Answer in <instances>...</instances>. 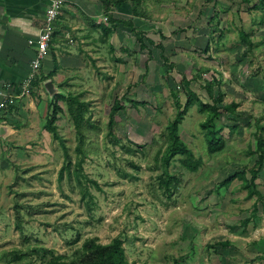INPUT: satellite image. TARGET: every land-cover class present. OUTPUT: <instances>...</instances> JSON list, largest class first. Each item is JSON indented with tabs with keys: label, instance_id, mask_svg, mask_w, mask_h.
<instances>
[{
	"label": "rangeland",
	"instance_id": "obj_1",
	"mask_svg": "<svg viewBox=\"0 0 264 264\" xmlns=\"http://www.w3.org/2000/svg\"><path fill=\"white\" fill-rule=\"evenodd\" d=\"M257 2H140L145 15L136 21V30L146 39L147 49H141L129 27L121 26L119 39L111 41L115 50L108 41L105 51H99L105 59L95 61L92 74L84 73L73 90L65 88L66 94H83L90 103L87 117L96 126L85 128L82 155L83 174L97 184L81 178L93 196L91 206L82 200L83 188L74 173L66 171L59 179L60 170L69 164L67 153L73 165L80 156L76 129L65 113L57 124L65 147L47 132L28 144L33 148H26L27 154L14 157L25 169H16L11 186L4 189L12 198L3 195L0 200V264L11 259L12 252L30 253L40 247L72 258L87 239L109 244L116 237L123 239L129 261L136 264H173L176 259L182 264H248L255 254L250 244L261 237L262 221H256L254 234L243 222L257 197H247L240 178L229 187L222 183L255 165L250 152L256 149V129L249 124L256 119L264 124V11H249ZM114 13L125 15L118 9ZM104 17L99 23L109 26ZM241 29L250 33L252 50L241 42ZM148 39L165 47L171 67L164 65L161 50ZM208 44L210 51L204 53ZM213 78L221 82L224 102L239 104V129L230 133L225 128L227 148L211 155L200 126L205 115L193 107L181 126V137L203 166L192 173L175 157L168 171L179 174L182 182L169 193L159 186L164 169L157 154L165 150L166 126L176 115L173 93L184 105L187 80L207 102L205 84ZM130 99L137 103L131 104ZM115 100L125 110L116 115L117 125L110 130ZM222 123L234 126L224 117ZM259 178L262 190L264 171ZM224 241L232 247L208 248ZM44 263L40 256L31 255L12 264Z\"/></svg>",
	"mask_w": 264,
	"mask_h": 264
},
{
	"label": "trees",
	"instance_id": "obj_2",
	"mask_svg": "<svg viewBox=\"0 0 264 264\" xmlns=\"http://www.w3.org/2000/svg\"><path fill=\"white\" fill-rule=\"evenodd\" d=\"M101 3L104 15L107 17V22L109 26L104 23L95 24L96 29H100L103 37H105V43L108 39L112 37L121 26L129 27L132 32L136 34L139 39L141 49H147L145 45V38L143 34L137 32L136 21H140V17L143 14L140 10V2L142 0H98ZM245 2H250V0H244ZM257 4L252 6L249 11L260 10L264 11V0H257ZM123 10L125 14H131V19L124 20L118 19L114 16L115 10ZM240 40L245 44L249 50L253 49V42L251 40V35L245 30H240ZM149 44L155 46L156 44L152 40H147ZM210 43V42H209ZM157 48L161 50V56L164 59V65L171 67L169 60L165 57V47L161 44L156 45ZM111 50L114 51V46L111 44ZM210 44L207 45L204 53H209ZM151 52V50H149ZM118 62H123V60H118ZM206 72L209 70H205ZM217 73V71H215ZM54 73L50 77H53ZM202 75L198 79H201ZM47 80V78H43ZM43 80V81H44ZM65 82L60 85V88H65L68 84ZM190 81L184 80L187 100L184 105H182L177 93H173L174 103L176 107V115L171 119L166 126L165 133V150L164 152L159 151L157 158H161L163 162V174L164 178L159 180V186L165 189L167 192H171V189H177L181 184L182 180L179 174L170 173L168 167L172 166V160L175 157H179V164L189 172H198L203 166V160L197 158L193 150L184 142L181 137V126L184 123L189 111L196 107L197 111L205 115V120L200 124L203 132L204 138L207 144V151L211 155H217L222 153L227 148V141L223 136V131L225 128L230 129V133H233L239 129L240 114L237 112L239 104L236 102L225 103L224 93L221 89V82L217 78H213L212 81H207L205 84V90L207 92L209 101L203 100L196 92L191 90ZM65 90V89H64ZM69 91V90H68ZM66 92V91H65ZM131 104H136V100H129ZM64 104L66 110L60 105ZM52 113L48 116L45 130L50 133L54 139H57L63 143V138L59 134L58 122L61 120L63 114H68L77 132L78 146L76 151L80 156L76 161L75 165L71 160L70 155H66L69 164L63 167L59 172V179L62 180L66 171L74 173L77 177L79 185L82 189V200L87 201V205L90 207L93 202V196L91 195L88 187L84 186L81 182V178H86L87 182H92L87 179L83 174V163H84V143L86 141L85 128L92 130L96 126L91 121V118L87 117L90 110V103L83 100V94L74 93H60L56 96L55 101L51 104ZM125 110V106L119 100H115L110 113L109 128L112 130L116 125V115ZM223 117L228 121L234 123V126H226L222 123ZM252 120V119H251ZM250 126L255 125L256 131L253 132V138L256 141V149L251 150V156H254L256 163L252 168L242 170L241 172L235 173L233 176L227 178L222 183L223 186L229 187L231 183L236 179H242L244 183V189L247 190V197L253 199L257 197L254 205L252 206L251 212L255 216L258 215L260 208L264 206V189L260 188L257 181L260 179L259 176L262 171H264V124L262 120H255V123L250 121ZM112 135V133H110ZM120 143V141H116ZM65 147V145H64ZM131 152V149H128ZM133 165V164H132ZM250 174V178L247 175ZM95 183L96 182H92ZM97 185V184H96ZM16 220L21 221L19 215L16 216ZM250 219H246L243 225L248 226ZM21 226V224H20ZM18 225V230H20ZM220 246L222 249H227L232 247V243L229 241L218 242L217 244L211 245L209 249H216ZM12 258L9 259L5 264H12L23 260L25 257L31 255L40 256L45 263L44 264H136L130 262L126 250L124 247V241L121 237H116L109 244H102L99 242L98 238H90L85 240L81 248L77 249L72 258L65 255H60L52 250L46 248H36L30 253H23L15 251L11 253ZM173 264H182L180 259H176Z\"/></svg>",
	"mask_w": 264,
	"mask_h": 264
},
{
	"label": "crops",
	"instance_id": "obj_3",
	"mask_svg": "<svg viewBox=\"0 0 264 264\" xmlns=\"http://www.w3.org/2000/svg\"><path fill=\"white\" fill-rule=\"evenodd\" d=\"M47 9L45 0H0L1 90L20 93L36 54L30 41L36 40L45 27ZM113 14L116 18L126 15ZM104 16L98 0H64L50 54L42 64L41 75L34 82L32 94L16 100L15 104L0 112V200L3 195L12 198L9 189L6 193L4 189L11 186L9 181L14 178L16 169H25L14 157L27 154L26 148H33L28 145L30 142L48 134L45 124L56 96L65 93V88L73 90V85L81 80L84 73L92 74L95 61L105 59L99 53L100 50L105 51V37L102 34L99 38L101 30L95 28ZM120 32L121 28L108 39L109 46L115 37L119 39ZM97 67L100 68L99 65ZM52 73L54 76L50 77ZM48 82L54 85L56 96L47 91ZM65 82L68 85L61 89L60 85ZM259 208L261 211L257 216L251 212L248 218L251 220L247 230H251V234L257 229L256 221H262L261 237L254 238L250 244L255 254L248 264H264V206L259 205Z\"/></svg>",
	"mask_w": 264,
	"mask_h": 264
},
{
	"label": "built area",
	"instance_id": "obj_4",
	"mask_svg": "<svg viewBox=\"0 0 264 264\" xmlns=\"http://www.w3.org/2000/svg\"><path fill=\"white\" fill-rule=\"evenodd\" d=\"M45 1L48 3L45 27L36 40L30 41V44L35 46L36 54L31 61L29 76L22 83L20 93L0 89V112L15 104L16 100L32 94L34 82L40 78L42 64L50 54V45L56 31V24L63 11L64 0Z\"/></svg>",
	"mask_w": 264,
	"mask_h": 264
},
{
	"label": "water",
	"instance_id": "obj_5",
	"mask_svg": "<svg viewBox=\"0 0 264 264\" xmlns=\"http://www.w3.org/2000/svg\"><path fill=\"white\" fill-rule=\"evenodd\" d=\"M46 88H47V91L50 93V94H53V95H55L56 96V90H54L55 88H54V85L51 83V82H48L47 84H46ZM58 94V93H57ZM54 96V97H55Z\"/></svg>",
	"mask_w": 264,
	"mask_h": 264
}]
</instances>
